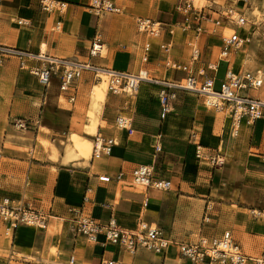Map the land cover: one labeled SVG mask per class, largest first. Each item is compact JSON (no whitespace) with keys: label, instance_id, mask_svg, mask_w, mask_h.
I'll use <instances>...</instances> for the list:
<instances>
[{"label":"crops","instance_id":"obj_1","mask_svg":"<svg viewBox=\"0 0 264 264\" xmlns=\"http://www.w3.org/2000/svg\"><path fill=\"white\" fill-rule=\"evenodd\" d=\"M58 1L67 3L64 12L42 11L41 0H0V43L57 58L86 61L90 40L100 33L106 57L94 59V64L129 72H137L143 67L140 57L146 39L138 34L135 19L157 20L160 10H156L154 0H117L123 12L101 18L90 12L91 0ZM125 8L130 10L124 12ZM178 18L175 13L169 22ZM20 19L28 20L30 24L20 26L17 24ZM57 23H61V29L56 31ZM189 38L179 32L174 39L176 47L172 57L179 62L188 61ZM211 38L204 37L200 41ZM168 39V36L164 38ZM161 41H152L151 61L146 69L158 79L180 77V73L168 71L161 65ZM202 61L204 64L212 62ZM14 66L19 73L18 90L15 93L0 90L1 119L9 113L35 112L36 101H40L38 107L41 109V103L46 104L49 99L62 113L68 114L71 128L75 119L80 125L85 94L93 88L89 75L81 84L76 102L70 103L61 95L57 84L46 90L35 77L20 71L16 60H10L2 67ZM160 89L158 84L143 83L136 98L123 96V100L118 99L117 104L109 107L107 117L105 110L100 118L97 116L95 135L114 137L118 143L111 156L100 160H93L92 152L88 159L77 157L73 136L91 145L94 141V133L86 131V127L85 136L71 135V144L56 142L57 154L52 158V150H46L38 143V138L27 143L8 136L3 138L0 124V201L9 198L14 205H29L50 215L46 230L20 227L11 241L0 222V264H67L71 255H75L77 264L81 261L102 264L103 260H112L115 264H190L174 248L166 255L144 251L131 255L117 247L109 246L104 250L77 238L70 229L67 210L81 206L88 189L92 202L88 213L102 223L109 220L111 211L101 205L111 204L118 223L125 229H134L137 220L142 218L162 228L170 239L183 242H193L204 235L222 236L229 231L245 254L264 259V219L255 216L250 207L236 205L225 193L226 188H231L228 168H234L239 155L247 174L264 175V165L259 159L264 154V119L253 126L244 123L240 136L232 140L229 115L208 108L205 99L196 94L181 92L172 113L161 120ZM250 95L264 97L261 91L250 92ZM108 96L120 98L109 93ZM122 111L134 120L133 135L115 128V119ZM193 135L204 147L220 149L226 155L227 164L216 168L197 159L190 140ZM45 139L51 138L46 136ZM6 150L11 153H25L26 150L33 157L3 155L2 151ZM252 150L258 155L252 154ZM137 165H154L155 177L170 180L172 190H150L142 194L135 189L122 188L114 181L108 184L98 181V175L115 177L121 172L129 175ZM53 249L57 250L55 254Z\"/></svg>","mask_w":264,"mask_h":264},{"label":"built area","instance_id":"obj_2","mask_svg":"<svg viewBox=\"0 0 264 264\" xmlns=\"http://www.w3.org/2000/svg\"><path fill=\"white\" fill-rule=\"evenodd\" d=\"M40 5L42 11L47 13L64 12L67 8L66 2L58 0H41ZM249 5L250 0H234L233 4L228 5L220 4L219 0H210L204 6L192 0H180L176 6V15L179 18L173 22L138 17L136 30L146 40L140 57L143 67L137 72L119 71L92 62L94 59L106 57L105 43L100 33H96L90 40L86 61L57 58L0 43V67L10 60H16L18 69L35 77L46 90L57 84L61 95L70 103L76 102L86 75L90 76L95 86L105 81L107 92L111 96H125L129 99L138 96L143 83L158 84L161 86L158 94L161 120H165L172 113L179 93L190 92L204 98L208 108L230 116L232 125L229 136L236 140L244 123L253 126L264 119V97L250 95V92L264 90V71H236L233 68L235 55L251 42V33L247 30L251 22L245 12ZM88 8L99 18L123 12L117 0H91ZM17 24L28 26L30 22L20 19ZM54 29L60 30L61 23H57ZM179 32L190 36L187 46L191 55L190 60L185 63L172 57L176 47L174 39ZM167 36L169 39L166 41L164 38ZM213 36H218L221 41L219 57L215 62L204 64L199 47L200 39ZM159 39L162 40L159 45L162 53L161 65L168 71L180 73V77L158 79L146 69L151 61L152 41ZM223 65L224 76L219 79ZM133 122L132 116L122 111L115 119V128L133 135ZM12 124L19 130H28L33 121L16 118ZM190 140L195 147L197 159L216 168L227 164L226 155L220 149L204 147L195 135ZM117 145L114 137L95 135L92 159L100 160L111 156ZM251 153L258 155L254 150ZM259 159L264 165V154ZM97 177L102 184L114 181L122 188L135 189L142 194H147L150 190L169 192L173 188L170 180L155 177L154 165H137L129 175L121 172L115 177L106 174ZM90 192L88 189L81 206L67 210L70 229L77 238L90 245L104 250L109 246L117 247L131 255L141 251L166 255L174 248L190 264H264L263 258L245 254L229 231L222 236L204 235L199 236L196 241L183 242L170 239L162 228L149 224L142 218L137 220L134 229L128 230L118 223L111 204L101 205L111 211L109 220L102 223L88 213V207L92 203ZM258 214L264 219L263 212ZM49 220L50 215L43 210L29 205H14L9 198L0 201V222L8 236L13 237L20 227L46 230ZM67 264H77L75 255L69 257ZM102 264L115 263L112 260H103Z\"/></svg>","mask_w":264,"mask_h":264},{"label":"rangeland","instance_id":"obj_3","mask_svg":"<svg viewBox=\"0 0 264 264\" xmlns=\"http://www.w3.org/2000/svg\"><path fill=\"white\" fill-rule=\"evenodd\" d=\"M157 8L160 10L157 20L163 22H169L176 13V6L180 0H154ZM199 5H207L210 0H192ZM234 0H219L220 4H233ZM155 10V5L152 6ZM130 9L125 8L124 12H128ZM246 14L251 24L247 30L251 33V42L245 45L238 54L234 57L233 68L237 71H264V0H250V5L246 8ZM138 18V17H137ZM136 18V19H137ZM149 18V17H146ZM135 19V23H136ZM199 47L201 49V59L212 60L215 62L218 60L221 50V41L218 36H213L211 39H207L205 42L200 41ZM188 61L190 60L191 50L189 49ZM187 61V62H188ZM4 69V72H2ZM224 76V70L219 72V79ZM18 77L19 73L16 67H0V90H9L10 92H17L18 90ZM98 85V84H97ZM92 85V91L85 94L84 108L81 112L80 125L78 126V120H74V125L71 128L69 124L68 114L62 113L54 102L49 99L46 104L41 103L43 106L41 109L40 101H36L37 107L35 112L21 111L17 113H9L5 115L4 119L0 118V124L2 125V137L19 141V142H34L38 138V143L41 144L46 150L51 149L53 152L52 158H55L57 151L55 149V143L59 144H71V135L73 133L85 136L86 131H92L94 135L98 128V117L101 115L107 117L109 107L117 104L118 99L123 100V96L120 98H111L108 96L107 86L106 89L99 86ZM264 95V90L261 91ZM45 93V91H43ZM34 94V92H31ZM33 101L32 99H30ZM44 100V99H43ZM44 102V101H43ZM62 103H65L61 99ZM1 103V102H0ZM33 103V102H32ZM86 106L89 108H86ZM89 115V118L87 117ZM98 116V117H97ZM16 118H25L33 120L32 127L28 130H19L13 127V121ZM89 124H88V120ZM88 124V125H87ZM105 124V123H102ZM87 125V126H86ZM51 138L50 140L45 137ZM56 139H58L56 141ZM72 140L75 145V149L78 151L77 157L89 158L92 152L93 144L86 140L79 139L77 136H73ZM33 147V146H32ZM34 148V147H33ZM70 148V146H68ZM31 151V150H28ZM36 153L35 151H33ZM3 155L14 154L18 157L25 159H31L33 156L25 153H11L10 151H2ZM228 168V181L231 188H226L225 193L231 199L230 201L238 203L241 206H248L251 211H255L254 215L262 217L258 212L264 213V175L252 176L244 171L241 163V155L238 156L237 162H235L234 168ZM49 232H53V228H49ZM11 241V236H9ZM57 250L53 249L55 254ZM81 264H86L81 261Z\"/></svg>","mask_w":264,"mask_h":264},{"label":"bare ground","instance_id":"obj_4","mask_svg":"<svg viewBox=\"0 0 264 264\" xmlns=\"http://www.w3.org/2000/svg\"><path fill=\"white\" fill-rule=\"evenodd\" d=\"M97 86L106 89L105 86H107V85H106V82L103 81V82H100ZM254 213H255V212H254Z\"/></svg>","mask_w":264,"mask_h":264}]
</instances>
